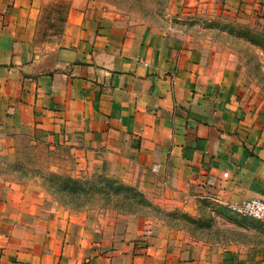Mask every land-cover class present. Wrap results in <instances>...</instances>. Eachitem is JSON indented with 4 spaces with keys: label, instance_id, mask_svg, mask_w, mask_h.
Here are the masks:
<instances>
[{
    "label": "crops",
    "instance_id": "obj_1",
    "mask_svg": "<svg viewBox=\"0 0 264 264\" xmlns=\"http://www.w3.org/2000/svg\"><path fill=\"white\" fill-rule=\"evenodd\" d=\"M181 1L264 28V0ZM84 11L96 16L80 13L46 37L37 0H0V143L26 134L84 148L128 143L226 204L264 201V104L245 95L232 62L115 22L101 5ZM10 232L43 240L4 236L0 264H264L253 245L187 244L119 224L92 227L87 246L83 230L60 241L46 229Z\"/></svg>",
    "mask_w": 264,
    "mask_h": 264
},
{
    "label": "rangeland",
    "instance_id": "obj_2",
    "mask_svg": "<svg viewBox=\"0 0 264 264\" xmlns=\"http://www.w3.org/2000/svg\"><path fill=\"white\" fill-rule=\"evenodd\" d=\"M37 2L46 37L61 33L66 23L80 20V13L83 18L95 17L83 10L101 5L109 9L105 15L115 22L141 27L218 61H231L240 73L245 95L264 104V28L256 22L198 12L181 0ZM210 188L208 183L194 188L147 164L128 143L84 148L21 135L0 143V241L4 236L21 245L43 240L40 234L36 239L12 237L8 233L15 227L57 232L59 241L60 233L75 235L83 230L81 245L87 246L96 242L92 227L105 230L119 224L125 229H141L143 236L172 232L187 244L223 241L253 245L264 256L261 222L233 214L226 203L211 195Z\"/></svg>",
    "mask_w": 264,
    "mask_h": 264
},
{
    "label": "built area",
    "instance_id": "obj_3",
    "mask_svg": "<svg viewBox=\"0 0 264 264\" xmlns=\"http://www.w3.org/2000/svg\"><path fill=\"white\" fill-rule=\"evenodd\" d=\"M227 206L233 214L257 220L264 226V201L251 199L241 203H229Z\"/></svg>",
    "mask_w": 264,
    "mask_h": 264
}]
</instances>
